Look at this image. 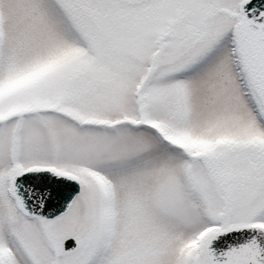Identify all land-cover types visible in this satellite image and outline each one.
Returning <instances> with one entry per match:
<instances>
[{
    "label": "snow or ice",
    "instance_id": "snow-or-ice-1",
    "mask_svg": "<svg viewBox=\"0 0 264 264\" xmlns=\"http://www.w3.org/2000/svg\"><path fill=\"white\" fill-rule=\"evenodd\" d=\"M0 264H264V0H0Z\"/></svg>",
    "mask_w": 264,
    "mask_h": 264
}]
</instances>
